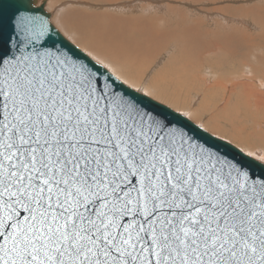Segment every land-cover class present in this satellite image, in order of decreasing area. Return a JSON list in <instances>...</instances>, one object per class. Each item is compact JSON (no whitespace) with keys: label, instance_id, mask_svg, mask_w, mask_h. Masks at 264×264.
<instances>
[{"label":"snow or ice","instance_id":"obj_1","mask_svg":"<svg viewBox=\"0 0 264 264\" xmlns=\"http://www.w3.org/2000/svg\"><path fill=\"white\" fill-rule=\"evenodd\" d=\"M16 19L0 42V264H264V168L45 17Z\"/></svg>","mask_w":264,"mask_h":264},{"label":"rangeland","instance_id":"obj_2","mask_svg":"<svg viewBox=\"0 0 264 264\" xmlns=\"http://www.w3.org/2000/svg\"><path fill=\"white\" fill-rule=\"evenodd\" d=\"M45 10L51 13V23L55 29L86 52H90L91 49L86 47V44L83 46L81 38L92 37L87 26L90 20L81 21V16L94 14L101 19L104 17V22L107 20L110 24V18L119 19V24L113 29L117 32L122 30L123 33L119 32L123 34L120 39L124 44L130 43V46L128 45L130 49L134 47L142 51L149 50L153 56L156 55L154 59L146 54L148 58L145 55L144 60L147 61L143 63L144 67L140 66L141 70L138 68L144 86L152 85L151 82L167 70L173 68L175 71L183 67L182 61L191 54L188 58L192 57L194 66L187 68L185 74L169 76L164 74L165 89L168 93L174 92V100L172 98L169 100L175 102V98L179 99L175 102H178V106L171 104L168 99L167 102L158 98L154 92H147V88L142 86L139 88L132 84L131 86L147 93L154 101L182 113L183 117L199 125L207 134L264 164V108L261 107V110L256 111V107H253L254 99L248 101L243 96V92L252 90L254 97L261 93L263 97L261 102H264V0H46ZM124 21L132 25L134 22H141L147 26V29L138 25L139 27H126L125 30V27L121 26ZM135 28L139 34L135 32ZM137 28L146 32L141 33ZM143 32L149 35L144 36ZM110 42L102 36V43L108 45ZM152 58L153 61L149 63ZM179 60H182V63ZM110 66L117 75L127 73L117 65L113 66L110 63ZM197 72L206 74L200 77L204 73L200 75ZM123 75L122 79L125 78ZM168 80L175 82L176 86ZM204 80L206 82L208 80V84ZM215 83L219 86L215 87ZM237 84L250 85L247 90H243L241 87H236ZM210 87L213 89L209 90ZM191 109L197 112L196 115L192 114L193 111L190 112ZM212 126H219L228 134L232 133L231 135L237 140L212 132ZM245 137H248L246 141L243 139ZM239 140L243 144H237Z\"/></svg>","mask_w":264,"mask_h":264},{"label":"bare ground","instance_id":"obj_3","mask_svg":"<svg viewBox=\"0 0 264 264\" xmlns=\"http://www.w3.org/2000/svg\"><path fill=\"white\" fill-rule=\"evenodd\" d=\"M105 1H107V0H105ZM115 1V0H114ZM176 3V2H175ZM175 6V5H174ZM78 15H79V13H77ZM85 14V13H84ZM75 15V17L77 16L76 14H74ZM83 15V14H82ZM84 16H85V18H84ZM102 16V15H101ZM104 16V15H103ZM74 17V16H73ZM80 17V16H79ZM82 17V20L81 21H83V19H87L90 23H87L88 25V29H89V31H90V33H91V38L89 39V38H81V42H83L84 43V45L83 46H85V44H86V47H88V48H90L91 49V53L93 54V55H95L96 57H100V59H103V60H105L106 62H110L113 66H116L117 65V67L119 66L121 69H122V71H124L125 72V70H126V72L127 73H125V75H123V76H125V78L128 80V82L130 83V84H132V85H135L136 87H139V88H141V86H142V88H147V92H154L155 93V95L158 97V98H161L162 100H165V101H167L168 102V100L169 99H173L174 100V92L172 91V93H168L167 92V90L165 89V87H164V85H163V83L165 82L164 80H165V75L164 74H167L168 76L169 75H172V74H179V73H181V74H185L188 70H187V68H190V67H193L194 66V64H193V59H192V57L189 59L188 57L191 55L188 51H186V52H188L190 55L189 56H186V58L184 59V61H182L183 62V64H181L182 62L179 60V62H181L180 64L183 66V67H181V68H179V69H175V71L173 70V68L172 69H170V70H167V71H165L164 72V74H162L161 76H159L158 75V78H156L155 80H153V82H151L152 83V85H146V86H144V84L142 85V83H143V81H142V78H141V76H140V71H139V69H140V66H141V68L142 67H144V65L145 64H143L145 61H147V59L146 60H144V58H145V55L146 54H149L148 56L150 57H153L154 58V56H156V55H154L153 56V54H151L150 53V51L149 50H147V51H142L140 48H138V49H135L134 47L133 48H129V46H130V43L127 45V44H124L123 43V40H121L120 38H121V36H123V32H122V30L120 29L119 31H121V32H117L115 29H116V27H115V25H118L119 24V19L118 20H116L115 18H110V22H111V24L110 23H107L108 21L106 20L105 22H104V17H102L103 19H101L99 16H95L94 14L93 15H83V16H81ZM81 17L79 18V19H81ZM207 17H208V15H207ZM77 18V17H76ZM109 18V17H108ZM131 18V17H130ZM220 18V17H219ZM140 19V18H139ZM147 19V18H146ZM231 19V18H230ZM91 20H94L95 22H91ZM102 20V21H101ZM109 20V19H108ZM123 20H125V19H123ZM129 20V19H128ZM131 20V19H130ZM129 20V21H130ZM225 20H227V19H225ZM234 20V19H233ZM236 21H238V20H236ZM224 22V21H223ZM182 23V22H181ZM141 26L142 28H146L147 26H145V24H143V23H141V22H134L133 23V25H132V23H130V22H127V21H124V22H122L121 23V26L122 27H125V30H127V28H132V27H139V26ZM145 27H144V26ZM86 26V25H85ZM190 26V25H189ZM115 27V29H113ZM127 27V28H126ZM117 28H118V26H117ZM152 28V27H151ZM220 28H222V27H220ZM115 30L114 32H113V30ZM119 29V28H118ZM138 29V28H137ZM147 29V28H146ZM192 29V28H191ZM128 30H130V29H128ZM139 31H141V33H142V31H145V30H140V29H138ZM160 30V29H159ZM148 31V30H147ZM100 32V33H99ZM129 32V31H128ZM131 32V31H130ZM135 32H136V28H135ZM138 32V31H137ZM136 32V33H137ZM146 32V31H145ZM145 32H143V35L145 36V35H149V34H145ZM150 32V31H149ZM148 32V33H149ZM157 32V31H156ZM162 32H164V31H162ZM166 32V31H165ZM116 33H118V34H116ZM140 33V34H141ZM124 34H127V33H124ZM129 34V33H128ZM138 34H139V32H138ZM137 34V35H138ZM222 34V33H221ZM135 35V34H134ZM142 35V36H143ZM151 35V34H150ZM199 35V34H198ZM102 36H104L105 38H107L108 40H110L111 42L110 43H108V45H106V44H104L105 43V40H104V43H102ZM140 36V35H139ZM159 36V35H158ZM167 36V35H166ZM169 37H170V35H168ZM149 37V36H148ZM171 37H172V35H171ZM199 37V36H198ZM229 37V36H228ZM79 38V37H78ZM144 38V37H143ZM142 38V39H143ZM197 38V37H196ZM123 39V38H122ZM130 39V38H129ZM166 39V38H165ZM232 39V38H231ZM80 40V39H79ZM138 40H140V39H138ZM150 40V39H149ZM107 41V40H106ZM135 41V40H134ZM163 41V40H162ZM167 41V40H166ZM215 41V40H214ZM242 41V40H241ZM133 42V41H132ZM150 42H151V40H150ZM201 42V41H200ZM233 42V41H232ZM240 42V41H239ZM254 42V41H253ZM82 43V44H83ZM135 43H138V41L136 42L135 41ZM147 43L149 44V41H147ZM164 43V42H163ZM167 43H168V41H167ZM217 43V42H216ZM215 43V44H216ZM251 43V42H250ZM154 44V43H153ZM161 44V43H160ZM191 44V43H190ZM249 44V43H248ZM140 45H142V43L140 44ZM150 45V44H149ZM192 45V44H191ZM152 46V45H151ZM162 46V45H161ZM86 47H85V49H86ZM142 47V46H141ZM150 47V46H149ZM144 48V47H143ZM154 48V47H153ZM218 48V47H217ZM152 49V48H151ZM192 49V48H191ZM145 50V49H144ZM194 50V49H193ZM192 51V50H191ZM143 52H145V54L143 53ZM185 52V54H187ZM214 53V52H213ZM221 53V52H220ZM158 54V53H157ZM193 54V53H192ZM167 55V54H166ZM194 56V55H193ZM198 56V55H197ZM214 56V55H213ZM217 56V55H216ZM223 56V55H222ZM146 57H147V55H146ZM195 57V56H194ZM226 57V56H225ZM148 58V57H147ZM153 58L149 61V63H151L152 61H153ZM155 59V58H154ZM219 62V61H218ZM148 63V62H147ZM141 64H143V65H141ZM218 65V64H217ZM116 67V68H117ZM118 67V68H119ZM139 68V69H138ZM204 68V67H203ZM114 69V68H113ZM123 69H125V70H123ZM207 69V68H206ZM141 70V69H140ZM203 70V69H202ZM205 70V69H204ZM203 70V71H204ZM119 72V71H118ZM208 72H210V71H208ZM207 72V73H208ZM122 73V72H121ZM198 73V72H197ZM204 72H201V74H203ZM198 74H200V73H198ZM200 74V75H201ZM205 74L206 73H204V75H201L200 77H202V76H205ZM209 74V73H208ZM212 74V73H211ZM210 74V75H211ZM121 75V76H122ZM199 76V75H198ZM194 77V76H193ZM211 77H212V75H211ZM210 77V78H211ZM171 78V77H170ZM196 78V77H195ZM169 79V78H168ZM170 80V79H169ZM168 80V81H169ZM178 80V79H177ZM205 81V80H204ZM169 82H171V84H173V85H175L176 86V84H175V82H173V81H169ZM178 82H179V80H178ZM206 82V81H205ZM207 82H208V80H207ZM206 82V83H207ZM210 83V82H209ZM150 84V83H149ZM208 84V83H207ZM206 84V85H207ZM250 85V84H249ZM248 84H237V86L236 87H241V88H243V90H247L248 89V86H249ZM219 85H218V83H215V87H218ZM207 87H209V86H207ZM225 88V87H224ZM256 88V87H255ZM254 88V89H255ZM169 89V88H168ZM178 90H179V88H177ZM176 89V90H177ZM213 89V87H210V89L209 90H212ZM173 90V89H172ZM175 90V89H174ZM252 90H249L248 92H243V96L244 97H246V99H248V101H250V99L251 98H253L254 99V101H253V103H254V105L255 106H253L254 108L256 107V111H259V110H261L260 108L261 107H263L264 108V102H261L262 100H263V97L260 95L261 93H259L258 95H255V97L252 95ZM254 92H256V91H254ZM256 93H258V92H256ZM254 94V93H253ZM176 96V95H175ZM168 99V100H167ZM171 99V100H172ZM176 100H175V102L176 101H178L179 99H177V98H175ZM182 100V99H181ZM166 102V103H167ZM169 102H170V100H169ZM175 102H170L171 104L173 103L174 105L176 104V106H178V102L177 103H175ZM183 102V101H182ZM246 103H247V101H246ZM169 104V103H168ZM185 104V103H184ZM248 104V103H247ZM237 105H239V104H237ZM250 105V104H249ZM251 106V105H250ZM238 107V106H237ZM185 108V107H184ZM203 108V107H202ZM201 108V109H202ZM190 110V109H189ZM193 110L191 109V111L190 112H192ZM223 111V110H222ZM189 112V113H190ZM187 113V112H186ZM195 113V115H196V111L194 110L193 112H192V114H194ZM192 114H189V115H191V116H195V115H192ZM195 119V118H194ZM208 126H209V124L208 123H206ZM206 127V126H205ZM212 128V132H217V133H220L221 134V136H222V134L223 135H227L228 137H231V138H233L232 140H235L236 138L235 137H233L231 134H228L226 131H224L223 130V128H221V127H219V126H212L211 127ZM211 128H209V129H211ZM240 133H242V131H240ZM217 135V134H216ZM241 135V134H240ZM240 137V136H239ZM230 138V139H231ZM241 139H242V137H240ZM245 141H246V139H248V137H245V138H243ZM237 140V139H236ZM235 140V141H236ZM240 144V143H242V142H240V140L237 142V144ZM243 144V143H242Z\"/></svg>","mask_w":264,"mask_h":264},{"label":"water","instance_id":"obj_4","mask_svg":"<svg viewBox=\"0 0 264 264\" xmlns=\"http://www.w3.org/2000/svg\"><path fill=\"white\" fill-rule=\"evenodd\" d=\"M45 6L46 0H0V42L7 41L9 36L16 34V18L21 13L25 14L26 17H45L52 25V15L45 10ZM21 27H23V25H21ZM205 134L208 135L209 139L214 140L216 143L225 144L224 141L217 139L206 132ZM225 146L238 158L244 159L250 163L255 171L259 172L264 168V164L244 155L230 144L226 143Z\"/></svg>","mask_w":264,"mask_h":264}]
</instances>
